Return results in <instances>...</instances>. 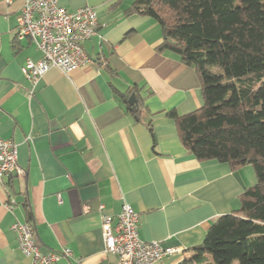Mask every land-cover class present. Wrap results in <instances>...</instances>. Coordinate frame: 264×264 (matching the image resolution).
Segmentation results:
<instances>
[{"label": "crops", "instance_id": "1", "mask_svg": "<svg viewBox=\"0 0 264 264\" xmlns=\"http://www.w3.org/2000/svg\"><path fill=\"white\" fill-rule=\"evenodd\" d=\"M25 1L0 0V136L17 144L24 170L0 180V264H30L12 230L17 220L35 225L43 252L71 249L57 264H121L105 251L102 222L125 203L140 216L141 239L184 249L158 264L189 259L256 184L251 165L200 161L184 146L169 113L203 106L197 71L159 49L160 24L131 12L134 0H61L69 11H98L97 34L84 42L93 62L53 67L31 93L22 66L42 53L29 38L15 40ZM133 86L141 121L123 96Z\"/></svg>", "mask_w": 264, "mask_h": 264}, {"label": "trees", "instance_id": "2", "mask_svg": "<svg viewBox=\"0 0 264 264\" xmlns=\"http://www.w3.org/2000/svg\"><path fill=\"white\" fill-rule=\"evenodd\" d=\"M131 12L153 17L169 49L193 67L203 106L171 111L184 146L200 161L252 165L257 183L239 209L218 216L194 254L180 264H264V0H134ZM128 105L142 120L138 87Z\"/></svg>", "mask_w": 264, "mask_h": 264}, {"label": "built area", "instance_id": "3", "mask_svg": "<svg viewBox=\"0 0 264 264\" xmlns=\"http://www.w3.org/2000/svg\"><path fill=\"white\" fill-rule=\"evenodd\" d=\"M61 0H26L17 18L15 40L31 39L42 58H28L22 73L34 92L39 80L53 67L64 72L81 68L93 60L84 48V42L97 34L98 11L83 6L69 11L60 5ZM11 173L24 174L18 164V146L11 139L0 136V180ZM13 202L7 203L9 210ZM139 214L125 203L118 215L104 214L102 236L105 251L118 256L121 264H158L166 256L182 254L181 247H168L158 241H146L139 236ZM19 248L30 258V264H57L70 259L71 249L43 252L38 242L37 230L30 221L17 220L12 225Z\"/></svg>", "mask_w": 264, "mask_h": 264}, {"label": "water", "instance_id": "4", "mask_svg": "<svg viewBox=\"0 0 264 264\" xmlns=\"http://www.w3.org/2000/svg\"><path fill=\"white\" fill-rule=\"evenodd\" d=\"M136 101H137V99L135 97V94H132L131 97L129 98V104L134 106Z\"/></svg>", "mask_w": 264, "mask_h": 264}, {"label": "rangeland", "instance_id": "5", "mask_svg": "<svg viewBox=\"0 0 264 264\" xmlns=\"http://www.w3.org/2000/svg\"><path fill=\"white\" fill-rule=\"evenodd\" d=\"M252 169H254L253 167H252V165L250 166ZM256 183H257V175H256Z\"/></svg>", "mask_w": 264, "mask_h": 264}]
</instances>
